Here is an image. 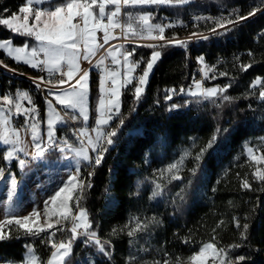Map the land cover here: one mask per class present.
<instances>
[{
	"label": "trees",
	"instance_id": "trees-1",
	"mask_svg": "<svg viewBox=\"0 0 264 264\" xmlns=\"http://www.w3.org/2000/svg\"><path fill=\"white\" fill-rule=\"evenodd\" d=\"M216 1L238 7L242 16L252 10L249 0ZM24 3L25 0H1L0 19L19 12ZM207 11H216V6L211 2L176 4L173 0L167 4L131 5L125 9L128 13L150 14L152 25H159L164 19L184 21L194 13ZM124 19L127 24L129 18L124 15ZM137 26H143L141 21ZM214 26L216 21L195 30L207 31ZM228 29L215 34L210 42L196 43L188 52L183 49L188 43L184 41V46L175 42L153 47L131 46L128 51L134 49V52L127 64L121 55L123 48L120 49L117 56L120 62L113 65H122L124 70L131 67L138 76L122 87L119 113H114L108 128H116L121 119L124 123L113 137L114 143H104L107 151L101 164L95 166L92 183L84 188L80 201V208L85 210L92 225L89 231L96 232L101 241H110V245H105L110 255L101 253L94 242L86 244V237L79 235L73 242L67 264H80L86 257L91 264H164L165 260L168 264H177V258L179 264H183L200 246L209 242L224 249L231 264H264V182L255 178L257 168L245 153L239 152L243 144L249 143L264 156V99L259 96L264 90V35H258L264 32V12ZM186 33L169 29L164 30L163 36ZM128 34L136 36L132 32ZM4 40L16 44H24L26 40L34 42L33 38L0 25V42ZM154 51L159 52L160 57L137 100L131 86L138 84L146 68L145 62L151 59ZM239 53V63L232 59L226 61L223 75L213 76L206 83L221 88L230 85L226 92L203 106L192 103L186 108L185 101L192 97L188 96V86L195 76L193 59L203 57L202 62L210 68L217 58H232ZM0 59L21 72H36L7 57L2 49ZM99 60L89 68L92 123L97 115L100 86L99 71L93 66ZM10 81V76L0 74L2 95L11 94L15 99V93L20 90L27 92L34 103L25 82L17 85ZM181 88L185 91L180 92ZM166 95L172 98L166 100ZM223 95L232 99L225 101ZM173 104L184 111L171 114ZM43 113L44 110L39 116L43 117ZM76 125L83 127L80 117ZM73 127L71 123L61 127L59 135L77 143ZM214 136L217 138L213 147L197 160V153ZM51 155H55L54 152ZM180 161L177 169L168 170L171 164ZM260 171L264 173V168ZM174 175L180 179H172ZM245 180L251 188L242 186ZM154 192L159 195L154 196ZM234 217L239 219V230ZM137 221L147 228L130 237L128 232L136 227ZM244 224L248 225L246 239L240 235ZM6 233L7 238L0 240V257L21 263L28 248L34 247L41 264H47L53 250L44 233L27 234L18 226H9ZM59 233L62 240L70 236L67 231ZM240 256L245 259L238 261Z\"/></svg>",
	"mask_w": 264,
	"mask_h": 264
},
{
	"label": "snow or ice",
	"instance_id": "snow-or-ice-1",
	"mask_svg": "<svg viewBox=\"0 0 264 264\" xmlns=\"http://www.w3.org/2000/svg\"><path fill=\"white\" fill-rule=\"evenodd\" d=\"M172 2L173 0H25V3L21 5L18 10L19 13L22 14V22L20 15L12 13L9 18L0 19V25L7 26L8 29L18 35L31 37L37 43L30 46L26 40L23 47L13 48L11 41L0 42V49H8L9 56H12L13 52H15L16 55L13 58L17 60L21 58V54H24L27 58H25L23 62L29 64L32 68H37L42 65L41 71H47L49 73V79H46L43 76L34 78L35 87L41 89L42 84H52L53 87L47 88L48 96H53L55 102L61 105L65 112H68L69 110L76 112L78 110L79 116L82 117L83 121L86 123L89 119L86 98L90 69H82L79 63L80 59L86 60L91 64V57L95 55L96 51H98L99 48H103L104 45H107L110 38L116 39L115 36L111 35V30L116 28L123 29L125 27V23L120 18L122 4L124 6H136L145 4H167ZM174 2L176 4H183L187 3L188 0H174ZM261 3H264V0H261ZM109 4L113 5L114 8H106V5ZM7 11L8 10L5 9V12ZM255 12L256 9H252L249 11L248 16L255 15ZM124 15L132 18V13L125 12ZM233 15H235V19L231 18ZM248 16L239 15L238 10H234L233 13H230L229 17L215 18L216 27L224 28L225 31H229L230 29L226 27L227 25H236L238 22L246 20ZM149 18L150 14H143L138 17V19L143 21L145 25H147ZM30 19L32 20L31 24H29ZM126 27L133 35L137 34L136 30L133 29L131 22H128ZM216 27L210 29L214 34H218L216 33ZM147 30L149 33L154 30L159 31V37L150 36L151 39H164L163 32L165 29L163 26L149 25ZM97 32H102L103 34L101 37L103 41L102 43L97 42ZM143 32L144 29L141 28L139 30V35L143 36ZM193 35L197 34L193 33ZM125 38H128V32H125ZM202 38L207 39V37ZM172 42V40L169 41V43ZM175 43L184 46V42L182 41L176 40ZM148 46L153 47L152 45ZM121 48H123L122 45H113L106 49V55L111 57L112 63L116 64L120 62L116 56V52L120 51ZM133 52L134 49L121 52L125 64L128 63V57L131 56ZM39 53H43V60L36 59ZM249 55H251V53H249ZM159 57V52L154 51L152 53L151 59L145 62L146 68L143 70L142 75L139 76L138 84L133 85L135 98L137 100L140 99L141 93L143 92V86L147 84L149 72L153 68L154 62ZM105 58L106 57L102 56L95 67L98 68ZM198 59L203 61V57ZM2 63L3 62L0 61V64ZM4 67L6 68L7 65ZM105 71L108 72L107 69H105ZM129 71L131 72L132 68H129ZM56 72L60 73V78L53 82L50 77ZM108 74L111 77L112 84L115 85L117 72L112 71ZM205 78H207V74H205ZM37 79L39 82H37ZM127 83H132V80L129 79ZM256 83H259V80H257ZM65 84H68V88L65 89L63 87H58ZM104 85L105 78L101 77L99 92L102 95L98 98L97 118L95 121V127L92 129L96 133L95 138L93 139L91 136H87L86 139H81L82 136H85L87 129H77L74 132L77 141L85 146L76 149L75 155L79 157V159L76 161L73 171L68 174L67 179H60L54 194L44 202L45 211L47 212L49 209V202H51L53 206H56L57 200H60L59 216L63 217L65 220L68 219V216L71 213L68 201L72 199V188L79 185L82 193L84 188L90 187V184H85L82 179H79L80 161H86L90 166L100 165L104 153L107 151V148L104 147L101 141L103 140L107 145H112L114 143L113 137L117 135L119 127L124 123L121 119L116 128L110 131H102V128L107 127L113 119V114L119 113L118 90L115 88L112 89V97L115 99L109 98L105 100L103 96V93L105 92ZM229 86L230 85H227L224 88H202L201 81H195L196 90L193 91L190 87L188 89V94L211 98L222 95L226 92L227 87ZM171 91L173 93L175 92V90ZM184 91L185 89H180V92ZM259 96L261 99H264V90L260 91ZM171 98V95L165 96L166 100H170ZM222 98L225 101H230L232 99V97L227 95H223ZM25 99L31 103V97L29 94L20 90H17L15 93V99H13L11 94H4L0 97V101H2V103H0V127L4 128V131L0 132V142L9 146L5 149L2 158L9 163L16 160L18 166L23 169L27 165V160L18 156V153L22 152L26 157H31L33 161L43 163L46 167L51 166L50 170H55L56 165L60 163V160H49V154L55 151L64 153L72 150L74 147L72 144L68 143L67 139H57L56 137L57 125L65 123V121L59 116V113L54 107L53 100L46 99L48 109L44 118L46 131L41 132L39 129L40 121L37 119L39 113L36 111L35 106L22 109L21 104L18 102ZM178 107L180 106L173 104L171 105L170 110L177 109ZM13 108L15 109V112H13ZM14 115H21L25 118V125L31 131V151H28L26 147L20 146L23 144V141L19 137L18 129H13L16 133L14 139L7 134V125L10 122V118ZM72 119L75 120L77 117L74 115ZM216 138L217 137L214 136L206 147L202 148L201 151L197 153V160L201 159L205 151L213 147ZM89 149L92 153H96V155H90ZM247 151L249 155H251L253 149L249 147L247 148ZM261 160L264 161V156L261 157ZM181 162L182 161L171 164L168 170L171 171L172 169H177L178 163ZM3 172L4 169H0V178H2ZM88 175L91 176L92 173L90 172ZM254 176L259 181L264 182V173H262L260 169H257ZM9 178L12 188L15 189L17 185L15 177L9 173ZM172 179H180V177L174 175ZM242 186L244 188H251V185L247 180L244 181ZM157 187H159V185H157ZM153 195H159V193L154 192ZM31 215H38V213L34 210L29 216L21 217L12 214V217L16 225L26 229L27 234L39 235L40 233L45 232V228L43 227H39L33 231V228L28 226ZM233 220L235 221L236 228L238 230L241 229L239 219L234 217ZM11 222L12 221L9 220V223ZM59 222L58 219L57 223ZM91 227V222L88 220L85 210L81 208L78 213L74 215L70 228L62 226L59 229L49 232L48 242L54 251L51 252L48 264H67L66 258L71 255L73 242L81 234L86 237L84 241L86 244L94 242L101 253L110 255V252L105 247V245H110V241H101L96 232L89 231ZM47 228L53 229L54 225L48 223ZM146 228V224L142 226L141 223L137 221L136 227L130 230L128 235L131 237L135 232L145 231ZM242 228L243 231L240 232V235L243 239H246L248 225L244 224ZM78 229H82V232H78ZM57 231L61 233L67 231L70 233V236L67 240H60L57 243L52 239ZM6 238V235L0 234V240ZM233 247H239V245H234ZM210 252L213 254V261H215V257L220 253H224L225 256L228 255L224 249H217L214 243L209 242L200 246L198 251L188 257V260L191 264H206V258ZM244 259L245 258L242 256L237 257L238 261ZM35 262V254L33 250L29 248L26 257V264H35ZM85 264H88V262L85 261ZM157 264H159V262H157ZM164 264H168V261L165 260ZM177 264H179V258H177ZM220 264H225L223 257L220 259ZM228 264H231L230 257Z\"/></svg>",
	"mask_w": 264,
	"mask_h": 264
},
{
	"label": "rangeland",
	"instance_id": "rangeland-1",
	"mask_svg": "<svg viewBox=\"0 0 264 264\" xmlns=\"http://www.w3.org/2000/svg\"><path fill=\"white\" fill-rule=\"evenodd\" d=\"M145 5L147 6V5H153V4H145ZM145 5H138V6H145ZM17 14L20 15L21 22H22V14H20L19 12H17ZM140 15H142V14L141 13L135 14V12H132V18L128 17L129 22L132 23L133 29H136V32L138 35H139V30L141 28H143L144 29L143 36H145V37L155 36L157 30L152 31L151 33H149L147 30L148 26L152 25L150 20H148L147 25H145L144 22L141 21V25L143 24V26L142 27L139 26V28H138L137 23H138V21H140L138 19V17ZM9 17L10 16L2 17L1 19L9 18ZM31 23H32V20L30 19L29 24H31ZM5 27L7 28V26H5ZM145 33H147V34H145ZM2 42H8V41L4 40ZM97 42H98V40H97ZM35 43H37V42H35V41L32 43L28 42V44L30 46L35 44ZM11 44H12L13 48L24 46V44H16L13 41H11ZM2 50L5 52V55L7 57L13 59L16 63L24 64V65H27L30 68H32L29 64H25L23 62V60L25 58H27L24 54H21V58L19 60H17V59L13 58L16 55L15 52H13L12 56H9L8 55V49H2ZM96 53H97V51H96ZM119 53H120L119 51L116 52V56H118ZM94 56L95 55H93L91 57V59ZM0 61H2L4 65L9 66L8 64L5 63L4 60L0 59ZM195 61H197L202 66V71H201L202 76L205 78V74H207V78H205V79H208L210 77V69L208 67H206L202 61H200V60H195ZM86 62H88V61L80 59V61H79L80 67L83 68V65ZM9 67H11L12 69L18 70L12 66H9ZM93 68L95 70H101V71L104 70L103 64H100L98 68L95 67V65H94ZM129 68H131V67H127V68L125 67V71H124L125 74H122L124 72L118 73L119 75L116 76V84L113 85L111 88V95H112V89L113 88H115L119 92V97H118L119 108L121 106L122 87L130 84V83H127V81L129 79H131L132 82L135 79L134 69H132V71L130 72ZM32 69H34L37 72L39 70V67L32 68ZM152 69L149 72V75L147 77V81L151 75ZM86 70H88V69H86ZM19 72H21V71H19ZM56 73H57V76L55 75ZM56 73H53L50 77V79L53 82H55L56 80L59 79L58 74H60V73L59 72H56ZM0 74H5V75L10 76V78H12L11 77L12 75L10 73H7V72L3 71L2 69H0ZM48 76H49V73H48ZM90 85H91V71H89V77H88V82H87L86 106H87L89 119L86 123L83 121L82 117L79 116L78 110L76 112H72L71 110H69L68 112H65L63 110V108L61 107V105H59L58 103L55 102V98L53 96H48V94H46V99L53 100L54 107L56 108L57 112L59 113V116L61 118H63V120L65 121V123L58 124L56 127L57 139H62V137L59 135V129L61 127L67 126L69 123H71V124L75 123L74 127H73L74 132L76 131L75 130L76 128L77 129H87L85 136L81 137L82 140L86 139L87 136H91L93 139L95 138L96 133L92 129L95 127L96 119L94 120V123H92V112H91V105H90ZM145 86L146 85L143 86V91H144ZM213 87H216V86H214V85L213 86H206V88H213ZM66 88H68V87H66ZM0 93L2 94L1 91H0ZM46 93H47V91H46ZM188 96H192V95L188 94ZM211 98H214V97H211ZM113 99H115V98H113ZM187 100L191 104L194 103V104H197L198 106L204 105L201 103L202 99L200 96H192L191 98H188ZM18 102L21 104L22 109L26 108V103L27 104L29 103V101L26 99L20 100ZM29 104H32V103H29ZM41 110H44L43 117L38 116L37 119L40 121V123H39L40 131L45 132L46 131V124L44 123V118H45V115H46L47 110H48L47 105H46V101L43 104ZM13 112H15L14 108H13ZM74 115L76 117H80V119L83 121V127L82 128H80V127H78V125H76V119L75 120L72 119V117ZM20 118L24 119V117L21 115H14L10 118V122L7 125V134L14 139L16 133L13 131V129H18L19 130V133H18L19 137L23 141V144H21L20 146L26 147L28 151H31V148H32L31 147V131H30V129L27 128L26 125H21L20 123H17V120ZM113 118H114V114H113ZM111 121H110V123H111ZM108 126L102 128V131H110ZM3 131H4V128L0 127V132H3ZM63 139H65V138H63ZM68 143L72 144L74 146L72 150H69V151L64 152V153H61L59 151H55L54 152L55 155L49 154V156H48L49 160H57V159L60 160V163L56 165L55 170H50L51 166L46 167L45 164H43V163H40L38 161H33L31 159V157H26L24 155V153H22V152L18 153V156L20 158L27 160V165L23 169H21L18 166V162L16 160H13L10 163L8 161H5L2 158V156H3L5 149L8 148L9 146H6L2 142H0V169H4L3 176H2V178H0V234H4L7 236L6 229L9 226L20 227L19 225L15 224V221L12 217V214H15L16 216H21V217L22 216H29L31 213H33L34 210H36L38 215H31L30 216L28 226L32 227L33 231H35L39 227L45 228V232H42V233H44V235H45L44 238L47 241H48V233L49 232H52L55 229H59L62 226H67L69 228L71 227V223H72L74 215L76 213H78L79 209H81L80 208L81 191H80L79 185H77V187H75V188H72V190H71L72 199L68 201L69 207L71 209V213L69 214L67 220H65L63 217L59 216L60 200H57L56 206H53L51 204V202H49V209L47 212L45 211V206H44V202L46 200H48V198L54 194V191H55L57 185L59 184L60 179L61 178L67 179L68 174L73 171V168L76 165V161L79 159V157H77L75 155L76 149H79L80 147L85 146V145L80 144L79 141H77V143H73V142L68 140ZM101 143L104 145L105 142L102 140ZM249 147L253 149L251 155H249V153L247 151V148H249ZM89 152H90V155H92V156L96 155V153H92L90 151V149H89ZM239 152L245 153L257 169L261 170L262 168H264V161L261 160L262 154L255 147L250 145L249 143L243 144L240 147ZM253 157H254V159H253ZM86 165H89L86 161H82V160L80 161V172L82 171V168L84 166L86 167ZM9 173H11L15 177V180L17 181V185H16L15 189L12 188V184H11L10 178H9ZM79 179H82L85 182V184H89L87 181L84 180V174L83 175L79 174ZM77 203H78V207H77ZM58 219L60 221L59 223H57ZM9 220H11L12 222L9 223ZM48 223H52L54 225V228L48 229L47 228ZM23 229H25V228H23ZM81 230L82 229H78V232ZM52 239L58 243L60 240H62V235H60L59 231H57L56 235ZM215 246L217 249H220L216 244H215ZM30 248L33 250L35 257H36L35 264H41V259L38 255L36 249L34 247H30ZM52 250L54 251V249H52ZM27 255H28V250L25 254L24 261L21 263L11 262V261H8V260L0 257V264H26ZM50 257H51V255H50ZM50 257L47 260V264H48ZM221 257L224 258L225 264H228L227 257L224 255V253H220L219 255H217L215 257V261H213V254L211 252L209 253V255L206 258V264H220ZM85 261H87L88 264H91L89 257H86L85 259H83L79 263L85 264ZM183 264H191V262L188 260V261L184 262Z\"/></svg>",
	"mask_w": 264,
	"mask_h": 264
},
{
	"label": "built area",
	"instance_id": "built-area-1",
	"mask_svg": "<svg viewBox=\"0 0 264 264\" xmlns=\"http://www.w3.org/2000/svg\"><path fill=\"white\" fill-rule=\"evenodd\" d=\"M1 1V0H0ZM189 2H193L196 3L198 5H203L206 2H211L216 6V11H207V12H199V13H194L192 15H190L187 19H185L184 21L182 20H174L171 21L169 19H165L160 23V26H163L165 30H169V29H175V30H181V31H186L187 33L185 35L182 36H174V37H168V36H164V39H151L150 37H145V36H130L128 35V38H125V32H127V27L125 25V27L122 28H116L111 30V35L115 36L116 39H109V43L107 45H104L103 48H99V50L97 51L95 57L93 58V60L91 61L94 62L95 60H97L98 58L106 57L104 59V63H105V69L108 70V72H106L105 70L100 72L98 74V78L104 77L105 78V92L103 93V96L105 98V100L111 98V95L109 93L110 88L112 87V82L109 79V72L115 71V72H121L123 71V67L120 66H113L111 60L107 57L106 55V49L110 48L113 45H122L123 46V51H128V48L131 46H141V45H157V44H163V43H169L170 40H172L174 43L176 40L178 41H185L188 42L187 45L183 48L184 51L188 52L190 50L191 47H193L196 43L198 42H210V39L215 35L213 32L209 30L207 31H196L195 29L202 27L203 25L207 24V23H211L216 21L215 18H221V17H229L230 13H233L234 10H238L239 15H241V10L234 6V7H229L226 6L224 4L218 3L216 0H189ZM106 6H110L113 7V5H106ZM131 6V5H128ZM128 6H124L123 4L121 5V14H120V18L121 20L125 23V19H124V13H125V9ZM248 6L250 9H256L255 15L253 16H248V18L246 20L240 21L238 22L236 25H227V28L233 27V26H237L240 24H243L244 22L252 19L253 17H255L256 15L264 12V3H261V0H249L248 2ZM232 19H235V15H233L231 17ZM216 27V26H214ZM213 27V28H214ZM212 29V28H211ZM225 30L224 28H218L216 27V33L221 32ZM193 33H196L197 35H193ZM97 40L98 43H102V32H97ZM156 35H160L159 31L157 30ZM259 36H263L264 32H259L258 33ZM159 37V36H158ZM202 37H207V39H203ZM240 58H241V53H239L238 55H234L232 56V58L230 57H226V58H222L219 57L216 60H214V62L212 63V65L210 66V79L213 78V76H216L218 74H221L223 71V66L226 64V61H230V59L236 61V63L240 62ZM36 59L39 60H43L44 56L43 53H40ZM193 63H194V79L192 80V82L189 84L188 89L191 87V89L193 91L196 90L195 88V81H201L202 84V88H206V81L207 79H205L202 76V66L196 62L193 59ZM4 64H0V69H2L3 71L10 73L12 76L11 78V83H16L19 84L21 81L27 83L29 90L31 91L33 97H34V105L36 108V111L39 113L41 112V108L46 100V91L47 88L49 87H53L52 84H42L41 89H37L35 87L34 84V78H38L40 76L45 77L46 79L49 78L48 73L46 71H41V67L42 65L39 67V70L34 74V73H27V72H19L18 70L12 69L11 67L7 66L6 68L4 67ZM57 76V73L55 74ZM136 75L138 76V73H136ZM58 77L60 78V74H58ZM37 82L38 79H37ZM67 85H63V86H58V87H66ZM217 88H221L220 85H216ZM132 90H134V87H131ZM168 91V90H167ZM102 94L99 93L98 96L100 97ZM0 97L1 93H0ZM202 99V104H206V103H210L212 101L213 98H204L203 96H200ZM0 103H2V101H0ZM191 105L190 102H188L187 100L185 101V107L189 108ZM30 105H27L26 108H30ZM184 109H175L171 111V114L173 115H178L181 112H183ZM17 123H20L21 125H25V119L22 120V118L17 120ZM32 150V149H31ZM92 173V175L95 173V166H90L87 167L85 169V171L83 172L84 174V180L87 181L89 184L92 183V175L89 176L88 173ZM79 232H82L79 231Z\"/></svg>",
	"mask_w": 264,
	"mask_h": 264
},
{
	"label": "crops",
	"instance_id": "crops-1",
	"mask_svg": "<svg viewBox=\"0 0 264 264\" xmlns=\"http://www.w3.org/2000/svg\"><path fill=\"white\" fill-rule=\"evenodd\" d=\"M87 63V62H86ZM86 63L83 65V68L82 69H85L84 66L86 65Z\"/></svg>",
	"mask_w": 264,
	"mask_h": 264
}]
</instances>
